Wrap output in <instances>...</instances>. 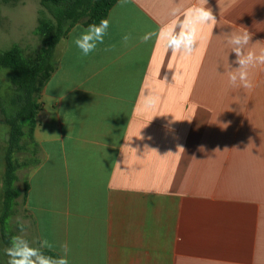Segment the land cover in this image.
Listing matches in <instances>:
<instances>
[{"label":"crops","instance_id":"0c3cea01","mask_svg":"<svg viewBox=\"0 0 264 264\" xmlns=\"http://www.w3.org/2000/svg\"><path fill=\"white\" fill-rule=\"evenodd\" d=\"M198 3L118 0L95 53L74 46L78 24L59 45L27 175L35 246L67 242L69 264H264V70H251V91L223 74L236 58L225 33L243 26L264 46V0H208L218 22L189 57L140 42ZM5 18L0 7V41ZM150 92L158 105L144 111Z\"/></svg>","mask_w":264,"mask_h":264},{"label":"trees","instance_id":"16d2710c","mask_svg":"<svg viewBox=\"0 0 264 264\" xmlns=\"http://www.w3.org/2000/svg\"><path fill=\"white\" fill-rule=\"evenodd\" d=\"M19 1L2 0L5 4H17ZM117 1L40 0L41 9L34 35L40 39L41 49L27 57L23 48L15 44L0 53V71L9 73V82L4 87L0 84L1 123L10 128L4 157L0 211V244L4 246H8L11 236L16 235L11 228V219L18 210L19 199H23L24 205L29 190L27 176L23 189L17 186L18 172L22 169L31 171L40 161L34 132L38 114L42 110L41 93L58 64L59 45L76 24L87 27L88 24L99 23L102 18H107ZM22 154H28L29 157L21 161ZM45 254L57 255L48 250H45Z\"/></svg>","mask_w":264,"mask_h":264},{"label":"clouds","instance_id":"9594fccd","mask_svg":"<svg viewBox=\"0 0 264 264\" xmlns=\"http://www.w3.org/2000/svg\"><path fill=\"white\" fill-rule=\"evenodd\" d=\"M208 0H199V3L187 8L184 11L173 10V21L160 29L158 33L148 32L140 37L141 43H147L156 36L162 42L166 50H170L172 55L177 54L189 57L196 50L198 41L204 27L214 28L217 24V17L211 7H208ZM182 17V18H181ZM110 28V20L102 18L99 23L88 24L87 27L76 25L72 33V42L82 56H89L95 53L100 45L105 43ZM253 33L247 28L240 26L238 30L224 34V39L230 52L235 54V60L227 63L224 75L227 77V84L231 88H243L251 91L255 84L250 78L252 69L260 68L264 70V46L259 49L254 45L261 44V41L252 43ZM132 40L131 34H124L122 43L128 46ZM116 45H108L104 51H114ZM237 65L232 67V65ZM63 99V98H62ZM159 97L151 93L145 95L143 110H156ZM177 121L174 117L169 123ZM150 139V137H149ZM182 149V148H179ZM183 150V149H182ZM19 234L12 235L9 245L3 249L7 256V264H69L71 248L67 242L59 245L57 255H47L45 250L52 251L56 246L47 239L37 241L38 246L26 238L28 225L22 217H16Z\"/></svg>","mask_w":264,"mask_h":264},{"label":"rangeland","instance_id":"374dc122","mask_svg":"<svg viewBox=\"0 0 264 264\" xmlns=\"http://www.w3.org/2000/svg\"><path fill=\"white\" fill-rule=\"evenodd\" d=\"M0 7L2 12L6 15L5 19H8L9 21L10 28L9 37L3 38L2 41H0V53L9 50L15 44H19L22 46L24 54L27 57L33 56L42 47L40 39L31 32V30L37 26L39 17L38 12L41 9L40 0H21L17 4H5L2 2V0H0ZM20 26L22 31L20 30ZM62 43L63 41L60 43V46ZM8 82L9 73L7 71H0V84L4 87ZM1 119L2 118L0 116V135H3L5 130L9 132L10 128L6 124L1 123ZM8 138L9 134L7 140ZM2 151L4 150L2 147H0V211L2 210V183L5 170V160L1 158L3 153ZM26 157H29L28 154H22L20 155V160L23 161L26 159ZM29 171V169H22L18 172L19 180L17 182V186L20 189H23L24 181ZM22 200V198L19 199L20 205L18 210L11 219V228L14 232H16V234H19L16 217H22L29 226L27 228L26 238L33 243V246H35L34 237L30 226V219L25 212ZM5 247L7 246L0 244V264H7L8 258L3 252Z\"/></svg>","mask_w":264,"mask_h":264},{"label":"water","instance_id":"95a60500","mask_svg":"<svg viewBox=\"0 0 264 264\" xmlns=\"http://www.w3.org/2000/svg\"><path fill=\"white\" fill-rule=\"evenodd\" d=\"M44 111L41 110L40 113L38 114V118L42 121H44V117H43Z\"/></svg>","mask_w":264,"mask_h":264}]
</instances>
